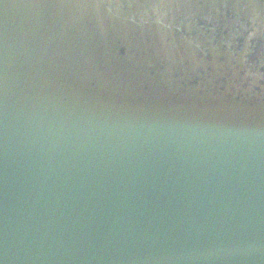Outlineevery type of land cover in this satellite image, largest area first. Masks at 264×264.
I'll list each match as a JSON object with an SVG mask.
<instances>
[{"label": "water", "instance_id": "1", "mask_svg": "<svg viewBox=\"0 0 264 264\" xmlns=\"http://www.w3.org/2000/svg\"><path fill=\"white\" fill-rule=\"evenodd\" d=\"M0 264H264V0H0Z\"/></svg>", "mask_w": 264, "mask_h": 264}]
</instances>
